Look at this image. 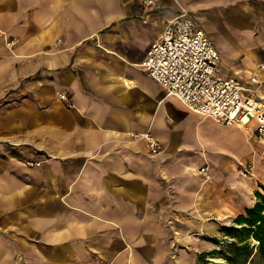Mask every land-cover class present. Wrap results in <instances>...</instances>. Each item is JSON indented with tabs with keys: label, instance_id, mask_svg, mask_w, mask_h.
<instances>
[{
	"label": "crops",
	"instance_id": "obj_1",
	"mask_svg": "<svg viewBox=\"0 0 264 264\" xmlns=\"http://www.w3.org/2000/svg\"><path fill=\"white\" fill-rule=\"evenodd\" d=\"M147 2L0 0V264H190L176 232L232 222L264 193L254 122L192 112L140 66L186 9L218 75L247 82L264 0ZM145 131L158 153L129 135Z\"/></svg>",
	"mask_w": 264,
	"mask_h": 264
},
{
	"label": "built area",
	"instance_id": "obj_2",
	"mask_svg": "<svg viewBox=\"0 0 264 264\" xmlns=\"http://www.w3.org/2000/svg\"><path fill=\"white\" fill-rule=\"evenodd\" d=\"M218 63L219 53L205 30L188 10L181 9L165 23L140 66L190 111L221 124L244 125L252 120L256 136L264 138V95L259 93L264 85L259 71L264 64L257 65L243 82L219 76ZM129 135L144 140L151 154L161 149L149 131ZM251 169V164H245L240 173L246 176ZM199 171L205 174L206 167Z\"/></svg>",
	"mask_w": 264,
	"mask_h": 264
},
{
	"label": "trees",
	"instance_id": "obj_3",
	"mask_svg": "<svg viewBox=\"0 0 264 264\" xmlns=\"http://www.w3.org/2000/svg\"><path fill=\"white\" fill-rule=\"evenodd\" d=\"M260 187L264 191V185ZM254 195L256 200L251 206L236 215L232 224L220 228L222 235L230 239L223 254L229 264H247L254 256L264 264V193L256 190Z\"/></svg>",
	"mask_w": 264,
	"mask_h": 264
},
{
	"label": "rangeland",
	"instance_id": "obj_4",
	"mask_svg": "<svg viewBox=\"0 0 264 264\" xmlns=\"http://www.w3.org/2000/svg\"><path fill=\"white\" fill-rule=\"evenodd\" d=\"M189 224L190 228H187L186 232H176L175 234L176 236L180 235L177 240L180 243L188 244L191 253H194V260L190 259V264H229L223 254L226 252L225 244L229 243L230 239L222 235L220 228L222 225H230L232 222H194ZM213 239H216L217 242ZM179 246L184 247V245ZM247 264H261V261L257 256H254Z\"/></svg>",
	"mask_w": 264,
	"mask_h": 264
}]
</instances>
